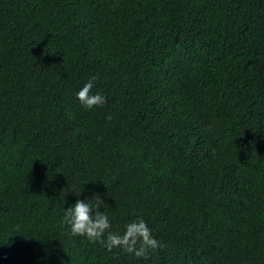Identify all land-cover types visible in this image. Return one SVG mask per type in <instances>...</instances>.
Masks as SVG:
<instances>
[{
	"label": "trees",
	"instance_id": "16d2710c",
	"mask_svg": "<svg viewBox=\"0 0 264 264\" xmlns=\"http://www.w3.org/2000/svg\"><path fill=\"white\" fill-rule=\"evenodd\" d=\"M93 192L161 246L71 235ZM58 256L264 264V0H0V264Z\"/></svg>",
	"mask_w": 264,
	"mask_h": 264
},
{
	"label": "clouds",
	"instance_id": "9594fccd",
	"mask_svg": "<svg viewBox=\"0 0 264 264\" xmlns=\"http://www.w3.org/2000/svg\"><path fill=\"white\" fill-rule=\"evenodd\" d=\"M96 80V76H90L76 92V98L84 109L90 110L106 103L105 95L96 89ZM102 205L104 201L100 195L93 192L90 199H77L71 206L64 207L63 223L70 234L85 236L89 241L101 244L109 252L120 249L137 258H146L149 250L161 246L143 218L125 224L122 233L110 231V218L104 210L101 211ZM57 259L60 264H64L62 256Z\"/></svg>",
	"mask_w": 264,
	"mask_h": 264
}]
</instances>
